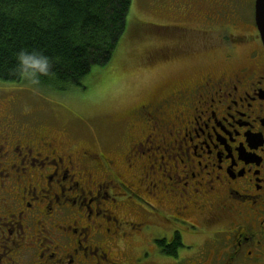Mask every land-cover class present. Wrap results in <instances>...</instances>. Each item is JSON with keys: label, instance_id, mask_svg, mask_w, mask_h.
Returning a JSON list of instances; mask_svg holds the SVG:
<instances>
[{"label": "flooded vegetation", "instance_id": "af4514ba", "mask_svg": "<svg viewBox=\"0 0 264 264\" xmlns=\"http://www.w3.org/2000/svg\"><path fill=\"white\" fill-rule=\"evenodd\" d=\"M153 1L167 36L148 64L219 65L136 105L113 152L0 103V264H264L255 0Z\"/></svg>", "mask_w": 264, "mask_h": 264}, {"label": "rangeland", "instance_id": "374dc122", "mask_svg": "<svg viewBox=\"0 0 264 264\" xmlns=\"http://www.w3.org/2000/svg\"><path fill=\"white\" fill-rule=\"evenodd\" d=\"M151 1L132 0L126 19L128 30L111 60L104 67L94 68L81 87L54 94L30 83H0V103L12 101L13 109L25 110L33 123L55 135L86 133V145L99 152H113L123 138V120L136 105L152 95H160L168 84L192 79L199 70L219 65L220 58L214 54L194 55L169 65L162 61L148 64L144 56L166 41L167 35L163 37L160 27L168 23L166 17L150 11ZM154 3L162 9L161 0ZM243 11L247 19L253 18V6L247 5ZM132 21L158 29L152 33L154 36L147 35L135 42L131 38Z\"/></svg>", "mask_w": 264, "mask_h": 264}, {"label": "trees", "instance_id": "16d2710c", "mask_svg": "<svg viewBox=\"0 0 264 264\" xmlns=\"http://www.w3.org/2000/svg\"><path fill=\"white\" fill-rule=\"evenodd\" d=\"M131 3L132 0H0V83H30L54 94L81 87L94 68L104 67L111 60L128 30L126 19ZM157 29L140 21L130 23L135 42L154 36ZM20 51L47 56L49 74H38L33 78L36 82L22 78L16 59Z\"/></svg>", "mask_w": 264, "mask_h": 264}, {"label": "clouds", "instance_id": "9594fccd", "mask_svg": "<svg viewBox=\"0 0 264 264\" xmlns=\"http://www.w3.org/2000/svg\"><path fill=\"white\" fill-rule=\"evenodd\" d=\"M16 59L19 75L24 79L36 82L33 78L38 74H49L50 60L47 56H44L41 53L35 51H20L17 54Z\"/></svg>", "mask_w": 264, "mask_h": 264}, {"label": "water", "instance_id": "95a60500", "mask_svg": "<svg viewBox=\"0 0 264 264\" xmlns=\"http://www.w3.org/2000/svg\"><path fill=\"white\" fill-rule=\"evenodd\" d=\"M254 18L262 44L264 46V0H255Z\"/></svg>", "mask_w": 264, "mask_h": 264}]
</instances>
